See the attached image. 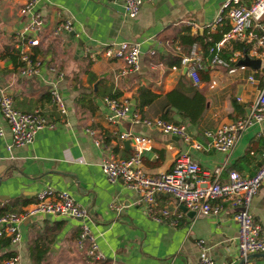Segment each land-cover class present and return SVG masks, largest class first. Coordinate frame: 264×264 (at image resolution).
<instances>
[{
    "label": "crops",
    "instance_id": "crops-1",
    "mask_svg": "<svg viewBox=\"0 0 264 264\" xmlns=\"http://www.w3.org/2000/svg\"><path fill=\"white\" fill-rule=\"evenodd\" d=\"M25 1L0 0V94L10 96L18 111L41 109L52 126L37 131L30 143L10 147V132L0 116V213L20 212L46 187L66 191L86 209V225L104 259L95 261L78 251L79 219L38 213L20 222L16 243L0 246V262L4 253L12 252L17 257L13 264H196L202 255L216 264H237V225L226 202H221L223 208L218 214L203 216L183 211L171 197L157 193L156 202L175 209L180 216L175 226L156 223L145 216L137 194L119 180L109 182L99 164L107 154L119 158L130 155L132 143L124 147L118 141V134L128 131L150 140V148L141 154L142 168L148 174L166 171L175 155L186 154L209 173L221 167L220 179L229 169L252 175L264 161V119L242 131L226 152L214 149L202 133L248 113L264 85V43L254 51L250 43L233 40L249 46L244 54L260 59L259 68L251 69L236 65L242 54L232 51L233 41L219 51L232 52V56L224 59L218 52L226 65L210 64L209 54H203L195 42L191 50L196 51L200 68L199 83L193 84L186 68L183 71L185 66L171 65L185 51L176 41L171 42L182 29L189 35L207 34L201 26L214 19L224 0H143L132 18L123 15L120 3L109 0H41L34 10L44 24L38 32L39 43L32 48L38 69L31 76L21 77L17 59L12 61L6 50L13 47V33L21 31L27 22L28 14L20 11ZM66 19L71 21V30H60ZM223 27L227 25L210 33L224 32ZM121 41L138 44L135 69L118 59L98 57L89 61L84 55L85 48L93 50ZM51 87L61 96L63 118L49 105ZM138 88L156 95L141 110L135 106ZM172 90L187 98L195 91L201 93L203 104L194 121L163 105L165 94ZM110 94L127 100L141 117L161 118L165 113L166 121L182 123L201 149L129 119L108 122L102 98ZM86 129L98 131V145ZM111 203L120 205L119 211L110 208ZM248 209L264 227V183ZM242 264H264V257Z\"/></svg>",
    "mask_w": 264,
    "mask_h": 264
},
{
    "label": "built area",
    "instance_id": "built-area-1",
    "mask_svg": "<svg viewBox=\"0 0 264 264\" xmlns=\"http://www.w3.org/2000/svg\"><path fill=\"white\" fill-rule=\"evenodd\" d=\"M41 0H26L21 8L22 13L28 14V19L21 31L13 33L11 43L15 50L18 64L17 74L28 77L35 74L39 61L36 60L32 48L38 45V32L43 27V19L34 6ZM108 1V0H103ZM122 5L123 15L134 17L143 0H109ZM264 0H224L218 7L214 19L202 25L207 30L215 31L220 25L226 24L227 30L220 33L217 41L208 47L210 64L226 65L218 52L230 41L239 40L250 43L252 49L262 47L264 43ZM260 28L261 34L255 32ZM60 30H71V21L66 19ZM209 41L210 38L207 37ZM84 55L89 61L98 57L121 60L128 68L135 69L139 56L138 44L132 41H121L106 44L97 49L85 48ZM179 64L185 66L187 75L193 84L199 83L197 70L200 68L199 57L195 50L180 57ZM252 80V76H248ZM103 105L107 109L106 119L112 123L116 120L129 119L132 123L154 128L163 134L179 137L193 149H201V144L193 139L182 123L166 121L158 117H141L135 109L131 110L129 102L118 97L104 96ZM49 105L63 118L65 107L56 88L49 90ZM0 116L6 122L10 132L9 146H23L30 143L37 131L43 127L52 126L47 121L41 109L33 108L28 111H18L13 108L10 96L0 94ZM264 119V85L256 98L250 103L248 113L230 119L217 125L213 130H204L202 135L208 139V144L220 152L228 151L236 142L238 135L247 127ZM93 135L95 145L99 144L98 131L86 129ZM130 139L132 151L126 158L107 154L101 158L100 170L109 182L121 181L123 186L134 191L142 202L146 217L156 223L175 226L180 214L167 205H160L155 200V194L171 197L175 203L198 215H216L222 210L221 202H226L233 209L232 218L237 225L236 245L238 259L245 261L247 255L264 253V227L260 225L249 211L253 195L264 183V161L252 175H242L236 170L229 169L224 179L219 178L221 167H215L212 173L201 170L198 164L186 154L175 155L170 167L157 175L146 173L142 168L141 154L150 148L147 137L133 135L127 132L118 134V141ZM110 208L119 211L120 205L111 203ZM38 213L66 215L78 218L77 249L84 257L102 261L104 256L89 233L86 221L89 219L84 207L74 202L66 191H56L49 187L36 192L35 200L20 212L0 213V237L7 238L9 243H16L20 238L18 225L25 218ZM198 247L202 249L200 241ZM16 255L2 259L0 264H13ZM196 264H216L211 258L202 255Z\"/></svg>",
    "mask_w": 264,
    "mask_h": 264
},
{
    "label": "trees",
    "instance_id": "trees-1",
    "mask_svg": "<svg viewBox=\"0 0 264 264\" xmlns=\"http://www.w3.org/2000/svg\"><path fill=\"white\" fill-rule=\"evenodd\" d=\"M221 30L226 31L227 27H223V28H221ZM255 32L257 34L262 33L259 28H256ZM208 36L210 38L209 41L206 38L207 34L205 33V31H203L201 33H196L195 35H189L187 33L186 29H182L176 33V36H175L176 40H172L171 43L176 41L177 43H179L180 46L185 47L184 48L185 51L183 54V55H185V54H188L190 52L191 47L195 42H199L200 50L202 51L203 54L207 55L208 54V47L213 42H215L219 39L220 33L213 32V33H209ZM248 48H249V46L247 44H243V43H240L238 41L232 42V47H231L232 51L237 50L242 55L247 52ZM6 51H7V54H9L12 61L17 59L15 50L12 46L7 47ZM220 53H221V57L224 59H227L230 56H232V52H228V53L219 52V54ZM180 57L176 58L175 60L173 59L171 61V65L178 66ZM232 63L233 62H229L228 64L231 65ZM174 93H175V90H172V91L165 94V102L163 103V105L164 106H172L177 111H179L184 118H187L188 120L194 121L195 115L197 114V112H199L201 110V107L203 104V97H202L201 93H199L198 91H195L193 97H191V98H187V97L182 96V95L177 96ZM136 94H137V96H136L135 106L139 110H141L143 106L148 105L156 97L155 94H153L151 91H149L146 88H138ZM48 96H49V92H48ZM108 97L116 98V95L110 94ZM165 116H166L165 113H163V114H161L160 117L165 119ZM105 142H106V140H105ZM8 242L9 241L7 238L0 237V246H4V245L8 244ZM14 255L15 254H13L12 252L4 253L3 259L10 258Z\"/></svg>",
    "mask_w": 264,
    "mask_h": 264
},
{
    "label": "water",
    "instance_id": "water-1",
    "mask_svg": "<svg viewBox=\"0 0 264 264\" xmlns=\"http://www.w3.org/2000/svg\"><path fill=\"white\" fill-rule=\"evenodd\" d=\"M236 65H243L248 66L251 69H258L260 65V59L255 57H249L248 55L244 54L240 59L236 61ZM183 71H185V67L183 68ZM133 102V101H132ZM131 143L130 139L122 140V144L124 147H128V144ZM183 211H187L185 207H183ZM190 211V210H188ZM187 211V212H188ZM191 213H194L193 211H190ZM78 219V218H75ZM256 257H264V253H252L246 256L245 261L250 258H256ZM243 260L239 259L237 264H242Z\"/></svg>",
    "mask_w": 264,
    "mask_h": 264
}]
</instances>
